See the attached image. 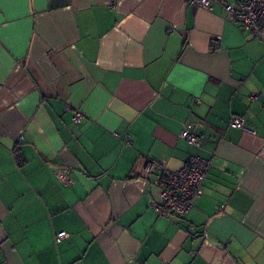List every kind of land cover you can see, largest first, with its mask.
Returning a JSON list of instances; mask_svg holds the SVG:
<instances>
[{
	"label": "crops",
	"instance_id": "1",
	"mask_svg": "<svg viewBox=\"0 0 264 264\" xmlns=\"http://www.w3.org/2000/svg\"><path fill=\"white\" fill-rule=\"evenodd\" d=\"M191 154L199 200L159 214L154 174ZM0 264H264V32L220 4L0 0Z\"/></svg>",
	"mask_w": 264,
	"mask_h": 264
},
{
	"label": "built area",
	"instance_id": "2",
	"mask_svg": "<svg viewBox=\"0 0 264 264\" xmlns=\"http://www.w3.org/2000/svg\"><path fill=\"white\" fill-rule=\"evenodd\" d=\"M186 1L188 5L204 9H211L214 4H220L224 9L225 18L239 23L244 31L253 36H260L264 32V0H239L236 3L230 0ZM212 46L213 48L219 46V38L213 40ZM251 98H256V94H251ZM72 121L75 123L81 121L80 111L73 114ZM245 121L243 115L231 114L228 124L253 133L254 130L249 128ZM180 136L191 146L198 148L201 144V136L193 122L183 124ZM211 163V158L191 154L177 170L156 172L152 181L158 187L159 201L152 203L154 210L161 215L181 216L195 206L201 196V186ZM154 167L158 168L162 165L148 158L142 164V168L146 171ZM59 175L62 181L67 182L68 177L64 171H60ZM64 236H66L64 231L56 234L57 239Z\"/></svg>",
	"mask_w": 264,
	"mask_h": 264
}]
</instances>
